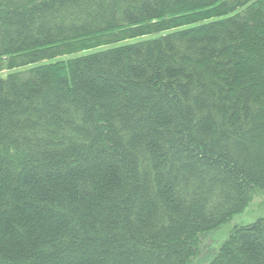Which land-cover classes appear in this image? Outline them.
<instances>
[{
    "label": "trees",
    "instance_id": "16d2710c",
    "mask_svg": "<svg viewBox=\"0 0 264 264\" xmlns=\"http://www.w3.org/2000/svg\"><path fill=\"white\" fill-rule=\"evenodd\" d=\"M257 190L264 0H0V264H191Z\"/></svg>",
    "mask_w": 264,
    "mask_h": 264
},
{
    "label": "rangeland",
    "instance_id": "374dc122",
    "mask_svg": "<svg viewBox=\"0 0 264 264\" xmlns=\"http://www.w3.org/2000/svg\"><path fill=\"white\" fill-rule=\"evenodd\" d=\"M156 36L158 35H147L142 38L126 40L120 43L108 45L106 47L121 43H132L140 40L154 38ZM2 74L4 75L5 72H3ZM259 218H264V190L255 191L251 202L243 212L234 215V217L224 223L220 228L214 230L213 232L207 233L206 236L202 238L200 247L198 246L196 250V257L192 259L191 264H207L217 252L222 242L229 236L233 228L240 225H249Z\"/></svg>",
    "mask_w": 264,
    "mask_h": 264
}]
</instances>
